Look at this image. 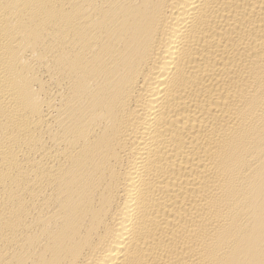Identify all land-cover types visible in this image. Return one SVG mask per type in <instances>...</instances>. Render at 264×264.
<instances>
[{"label":"bare ground","instance_id":"bare-ground-1","mask_svg":"<svg viewBox=\"0 0 264 264\" xmlns=\"http://www.w3.org/2000/svg\"><path fill=\"white\" fill-rule=\"evenodd\" d=\"M0 264H264V0H0Z\"/></svg>","mask_w":264,"mask_h":264}]
</instances>
